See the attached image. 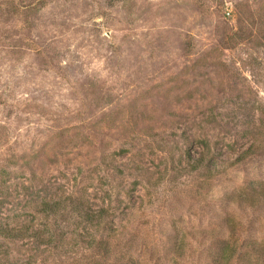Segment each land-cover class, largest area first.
Returning a JSON list of instances; mask_svg holds the SVG:
<instances>
[{
	"label": "rangeland",
	"instance_id": "1",
	"mask_svg": "<svg viewBox=\"0 0 264 264\" xmlns=\"http://www.w3.org/2000/svg\"><path fill=\"white\" fill-rule=\"evenodd\" d=\"M254 185L264 0H0V230H22L0 264H208L231 232L264 249V206L237 199ZM72 205L103 211L110 245Z\"/></svg>",
	"mask_w": 264,
	"mask_h": 264
},
{
	"label": "trees",
	"instance_id": "2",
	"mask_svg": "<svg viewBox=\"0 0 264 264\" xmlns=\"http://www.w3.org/2000/svg\"><path fill=\"white\" fill-rule=\"evenodd\" d=\"M244 156V155H243ZM243 156H239L237 159L238 161H242ZM189 161L192 159L190 158V156L188 157ZM204 156L199 157V159L193 160V164L191 165V170L192 171H197L198 169H200L201 167L204 168H210L211 167V161H206L207 163H204ZM207 166V167H205ZM210 171V169H209ZM250 190L252 191V193H254L252 196L250 197H246L245 193H240V195L238 194L237 199L238 202L241 203H246L248 204L249 208L252 209H256L260 206H264V187H261L259 185H254L252 188H250ZM82 204H78L77 206H81ZM74 210H78L82 211V208H78L76 205H72ZM72 208V210H73ZM64 211L65 212V208L62 207V203L58 202V201H54V202H44L41 205V212L45 215V218L48 219L50 218L51 221L54 220V217L56 216H60V217H64V219H68L71 215L70 212H67L66 214H62L61 212ZM103 211L101 210L98 214H94L92 212H87L84 211L83 212V219L85 220V222L87 224H90L92 226L95 227H101V230L104 231H108L109 235H106V239H101L99 240V242L97 243V245L101 246H108L110 245V241H113L115 236L112 233H116V229H111V227L109 225H106L107 223L104 221L102 214ZM70 215V216H69ZM56 221V220H55ZM109 226V227H108ZM51 232L58 230L57 228H59V225L56 224V222L54 224L51 223ZM43 228L45 229L44 231L38 229V228H34V226H30L27 227V229L24 231L25 234H29V238H31L33 240V242L35 241L36 244L38 243V241H42L45 234L48 233L47 228L48 225L46 227V225L43 226ZM50 232V233H51ZM56 233V232H55ZM212 233V232H211ZM232 233H229L228 238L224 239L223 237H221L217 242L216 245L213 247V250L211 252L208 253V264H264V249L262 248H257V243L255 242H251V243H247L246 245L240 243L237 240L232 239ZM22 234V230L21 229H1L0 230V236L3 239H6L8 241H14L20 238ZM54 235L53 233H51L48 236V239L45 242H49V243H45L46 247H51L56 249L57 245H56V241L57 242H61L62 241V237H58L55 242H54ZM56 236V235H55ZM88 236V235H87ZM76 243L80 242L81 239L78 236L77 238H75ZM83 242V241H81ZM76 243H74L75 246H79ZM89 245V243H87ZM1 249H3L1 247ZM126 251L125 252H129V249H131V246H126ZM258 256V255H262V257L260 259H256L254 260V256ZM179 257V256H176ZM125 259V263L124 264H141V261L139 259V257H134L132 256V254H128V256H124ZM160 259L159 256H157V258L155 257L154 261L152 259V255H149L148 258L145 259L144 262H146V264H151L152 262L156 263L159 262L158 260ZM5 261L6 263H10L11 259H10V253L4 249L3 251H0V261ZM118 264H123V257L119 258V260L117 261ZM116 260L113 258V262L111 264H117ZM27 264H35L33 262L31 263H27Z\"/></svg>",
	"mask_w": 264,
	"mask_h": 264
},
{
	"label": "built area",
	"instance_id": "3",
	"mask_svg": "<svg viewBox=\"0 0 264 264\" xmlns=\"http://www.w3.org/2000/svg\"><path fill=\"white\" fill-rule=\"evenodd\" d=\"M226 14H227V16H230V11H228Z\"/></svg>",
	"mask_w": 264,
	"mask_h": 264
}]
</instances>
